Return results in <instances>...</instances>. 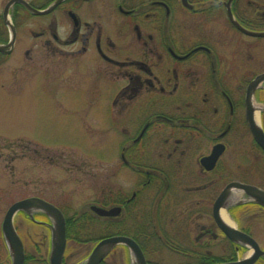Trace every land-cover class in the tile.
Masks as SVG:
<instances>
[{
    "label": "flooded vegetation",
    "instance_id": "af4514ba",
    "mask_svg": "<svg viewBox=\"0 0 264 264\" xmlns=\"http://www.w3.org/2000/svg\"><path fill=\"white\" fill-rule=\"evenodd\" d=\"M252 32L264 34V0H0V81H57L70 87L63 94L86 92L88 100L56 106L88 108L95 124L103 108L113 172L133 186L116 188L110 204L92 202L89 213L68 216L55 204L66 219L63 264L69 241L93 242L92 252L111 236L130 238L146 264H220L252 252L214 213L232 182L264 191V149L247 108L249 84L264 74V35ZM52 87L50 96L59 92ZM253 106L264 130V81ZM93 206L117 212L101 216ZM223 211L264 251L246 224L264 218V206ZM27 216L51 240V218ZM111 255L117 262L108 263ZM100 264L138 263L120 243Z\"/></svg>",
    "mask_w": 264,
    "mask_h": 264
},
{
    "label": "rangeland",
    "instance_id": "374dc122",
    "mask_svg": "<svg viewBox=\"0 0 264 264\" xmlns=\"http://www.w3.org/2000/svg\"><path fill=\"white\" fill-rule=\"evenodd\" d=\"M11 81H0V264H12L1 226L14 202L41 196L73 216L89 213L94 201L110 204V193L116 188L133 187L129 175L113 172L114 147L103 108L96 112L100 121L95 124L94 111L88 108L79 111L68 106V112L56 106L60 101L88 100L86 92L63 94L70 87L57 81L53 85ZM49 87L59 92L50 96ZM246 224H251L264 246V218L253 217ZM15 225L25 244L26 264H47L50 233L26 213L16 216ZM92 246L93 242L69 241L66 263L84 264ZM107 261L117 262L116 255Z\"/></svg>",
    "mask_w": 264,
    "mask_h": 264
},
{
    "label": "water",
    "instance_id": "95a60500",
    "mask_svg": "<svg viewBox=\"0 0 264 264\" xmlns=\"http://www.w3.org/2000/svg\"><path fill=\"white\" fill-rule=\"evenodd\" d=\"M253 35H264L252 32ZM264 81V74L254 79L248 87L247 91V108H248V122L252 135L255 140L264 149V130L261 124L256 120L254 115L253 94L260 83ZM244 193L247 195L246 199L240 200L237 203L246 201H254L264 206V191L253 185H248L240 182H232L226 186L217 198L214 205V213L218 224L231 238L237 243H245L249 245L252 252L244 259L220 264H254L260 255H264L259 243L252 237L239 231L233 223L225 221L221 217L222 210L230 205V199L235 193ZM92 210L101 216L114 215L117 208L106 209L103 207L93 206ZM43 212L52 220L51 225V249L49 256L50 264H63L64 254L67 247V228L66 219L62 210L52 202L37 196L27 197L14 202L6 211L2 222V233L9 250L12 264H25L26 251L22 237L20 236L16 225L15 218L20 212H24L30 217H34L35 212ZM120 243L127 244L133 250V255L138 264H146L143 253L140 248L128 237L111 236L102 239L94 247L90 255L85 260L84 264H100L111 252V250Z\"/></svg>",
    "mask_w": 264,
    "mask_h": 264
},
{
    "label": "bare ground",
    "instance_id": "6f19581e",
    "mask_svg": "<svg viewBox=\"0 0 264 264\" xmlns=\"http://www.w3.org/2000/svg\"><path fill=\"white\" fill-rule=\"evenodd\" d=\"M257 120H258V119H257ZM258 122H259V120H258ZM238 193H239V192H238ZM238 193H235V194H234V196H233L234 198H233V200H232V201L230 202V204H229L230 206L234 205L235 203L237 204L238 201L244 199V198H242V197L240 198V194H241V195H246V194H244V193H240V194H238ZM238 204H241V203H238ZM222 215H223V218H224L226 221H228V222H230V223H233L225 211L222 212Z\"/></svg>",
    "mask_w": 264,
    "mask_h": 264
}]
</instances>
